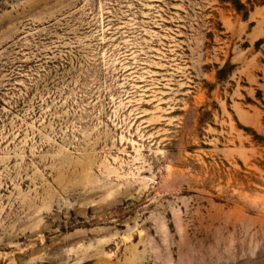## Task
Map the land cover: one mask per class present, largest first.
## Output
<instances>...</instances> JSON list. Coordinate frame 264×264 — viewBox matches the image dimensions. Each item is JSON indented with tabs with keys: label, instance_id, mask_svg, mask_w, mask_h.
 <instances>
[{
	"label": "rangeland",
	"instance_id": "1",
	"mask_svg": "<svg viewBox=\"0 0 264 264\" xmlns=\"http://www.w3.org/2000/svg\"><path fill=\"white\" fill-rule=\"evenodd\" d=\"M0 264H264V0H0Z\"/></svg>",
	"mask_w": 264,
	"mask_h": 264
}]
</instances>
